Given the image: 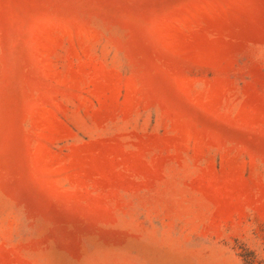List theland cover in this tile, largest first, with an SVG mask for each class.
I'll list each match as a JSON object with an SVG mask.
<instances>
[{
    "label": "rangeland",
    "instance_id": "rangeland-1",
    "mask_svg": "<svg viewBox=\"0 0 264 264\" xmlns=\"http://www.w3.org/2000/svg\"><path fill=\"white\" fill-rule=\"evenodd\" d=\"M0 264H264V0H0Z\"/></svg>",
    "mask_w": 264,
    "mask_h": 264
}]
</instances>
